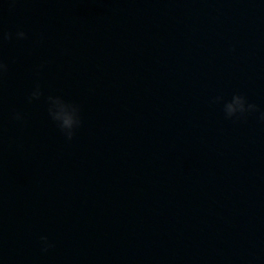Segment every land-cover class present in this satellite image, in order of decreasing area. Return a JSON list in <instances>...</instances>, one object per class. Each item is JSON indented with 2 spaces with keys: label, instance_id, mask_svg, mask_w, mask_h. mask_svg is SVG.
<instances>
[{
  "label": "water",
  "instance_id": "obj_1",
  "mask_svg": "<svg viewBox=\"0 0 264 264\" xmlns=\"http://www.w3.org/2000/svg\"><path fill=\"white\" fill-rule=\"evenodd\" d=\"M0 32V264H264V0H0Z\"/></svg>",
  "mask_w": 264,
  "mask_h": 264
},
{
  "label": "clouds",
  "instance_id": "obj_2",
  "mask_svg": "<svg viewBox=\"0 0 264 264\" xmlns=\"http://www.w3.org/2000/svg\"><path fill=\"white\" fill-rule=\"evenodd\" d=\"M17 39L27 38V34L24 31H17L15 34ZM13 38L12 33L0 32V43L4 40H11ZM7 71V65L0 60V79H2L4 73ZM43 95L39 84L35 86L33 91L30 93L29 101L38 100ZM223 98L216 97L214 102H220ZM48 100V115L53 122L56 123L61 133L65 138L71 141L75 135V130L80 126L81 120L79 116V106L65 102L60 97L49 96ZM223 111L225 117L228 119L241 118L249 113H254L258 111L257 105L254 103H249L247 98L241 94H234L231 100L224 102ZM15 120H22L23 117L20 113H15L13 115ZM264 121V112L260 113L259 117ZM41 245L43 251H48L49 248L54 245L48 240V237H41Z\"/></svg>",
  "mask_w": 264,
  "mask_h": 264
}]
</instances>
